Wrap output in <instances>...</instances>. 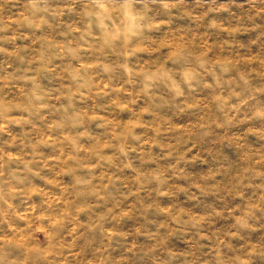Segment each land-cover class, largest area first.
<instances>
[{"label": "clouds", "instance_id": "9594fccd", "mask_svg": "<svg viewBox=\"0 0 264 264\" xmlns=\"http://www.w3.org/2000/svg\"><path fill=\"white\" fill-rule=\"evenodd\" d=\"M0 264H264V0H0Z\"/></svg>", "mask_w": 264, "mask_h": 264}]
</instances>
